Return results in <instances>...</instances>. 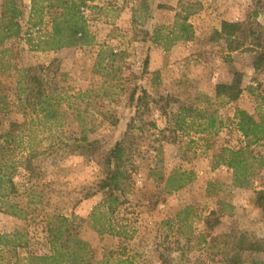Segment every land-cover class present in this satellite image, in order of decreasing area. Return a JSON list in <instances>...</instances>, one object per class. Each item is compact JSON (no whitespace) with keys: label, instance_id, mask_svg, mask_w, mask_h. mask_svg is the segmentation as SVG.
Returning a JSON list of instances; mask_svg holds the SVG:
<instances>
[{"label":"rangeland","instance_id":"obj_1","mask_svg":"<svg viewBox=\"0 0 264 264\" xmlns=\"http://www.w3.org/2000/svg\"><path fill=\"white\" fill-rule=\"evenodd\" d=\"M17 2L24 9L22 31L0 48V84L13 98L17 71L51 66L50 89L67 94L61 122L71 138H81L86 130L92 149L61 152L57 162L44 156L43 205L25 218L0 211V235L5 236L0 264L49 252L47 214L72 220L88 245L90 264H222L215 242L220 236L246 233L264 240V211L258 205L264 164L253 163L249 184L238 186L219 159L227 158L225 149L246 146L237 110L264 120V66L253 65L260 52L256 36L264 26V0H86L82 12L90 44L58 49L36 46L51 32L56 11L31 27V0ZM181 10L192 26L191 40L171 34ZM225 22L255 33L246 40L234 37L231 46L218 35ZM236 74L239 99L214 104L217 85L231 83ZM143 93L147 104L131 133L128 181L115 192L121 196L109 216L115 234H99L89 223L104 196L96 189L103 178L98 162L124 138ZM21 120L15 108L0 113V136L11 121ZM249 151L264 162V139ZM174 172L190 176L182 189L171 192L166 180ZM216 220L207 229V222ZM253 261L264 263V253L244 255V264Z\"/></svg>","mask_w":264,"mask_h":264},{"label":"trees","instance_id":"obj_2","mask_svg":"<svg viewBox=\"0 0 264 264\" xmlns=\"http://www.w3.org/2000/svg\"><path fill=\"white\" fill-rule=\"evenodd\" d=\"M31 0L29 23L31 27L43 24L49 11H56L51 17V32L38 41L37 47L45 45L58 49L88 45L91 36L86 19L82 12L86 0ZM0 48L4 44L21 34L20 19L24 16V9L17 0H2L0 5ZM184 11V10H183ZM182 10L177 13L171 34L176 39L191 40L194 37L192 26L187 17L182 18ZM257 48L253 65L255 68L264 66V26H258ZM242 29V24L225 22L220 37H224L232 44L234 37L242 35L246 40L249 32ZM158 34V33H157ZM180 35V36H178ZM91 38V39H90ZM165 45L170 47V36L166 37ZM237 43L235 48H239ZM113 56V54H110ZM148 63V61H146ZM52 67H30L17 71L16 87L13 98L5 92L0 84V113L9 114L15 108L22 115L21 121H11L7 132L0 136V211L15 218H25L35 214L38 206L43 205L45 188L43 183L45 172L42 161L49 154L57 162L61 152L72 154L84 148L92 149L87 140L86 130L82 129L81 138L69 137L62 118L66 111L61 104L67 99L65 90L50 89L48 77ZM240 75L236 74L229 84H219L215 89L214 104L224 105L235 102L242 94ZM146 93L137 99V116L131 120L124 138L117 142L108 154L102 156L98 166L102 167L103 178L96 185L98 192L103 193V199L90 215V225L99 234H115V226L109 219L114 213L122 192L127 184V163L130 158L131 133L135 122L141 116V109L146 106ZM238 127L246 139V146L239 150H223L227 158L219 156L223 165L233 171L235 185L247 186L253 170V163L262 167L264 162L252 156L249 146L264 139V120L257 122L245 111L237 110ZM62 158V157H61ZM188 173L174 172L166 180L168 191H177L186 185ZM259 207L264 211V192L259 193ZM188 210L183 212L187 213ZM181 214V213H180ZM216 213H211V217ZM47 241L49 252L44 255L27 254L16 256L14 262L7 264H90L88 259V245L80 237L76 226L64 216H45ZM218 224L208 221L207 229ZM20 234L15 235L16 239ZM5 236L0 235V239ZM222 249V264H244L243 257L247 253H264V240L250 237L246 233L224 234L215 239ZM13 243L14 246L20 245ZM252 264H264L253 261Z\"/></svg>","mask_w":264,"mask_h":264}]
</instances>
